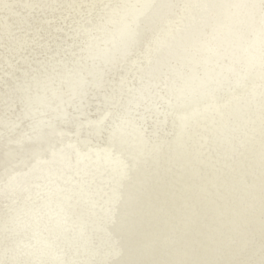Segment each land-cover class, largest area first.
<instances>
[{
	"label": "rangeland",
	"instance_id": "374dc122",
	"mask_svg": "<svg viewBox=\"0 0 264 264\" xmlns=\"http://www.w3.org/2000/svg\"><path fill=\"white\" fill-rule=\"evenodd\" d=\"M7 1L0 264H264V0Z\"/></svg>",
	"mask_w": 264,
	"mask_h": 264
},
{
	"label": "bare ground",
	"instance_id": "6f19581e",
	"mask_svg": "<svg viewBox=\"0 0 264 264\" xmlns=\"http://www.w3.org/2000/svg\"><path fill=\"white\" fill-rule=\"evenodd\" d=\"M147 1V0H146ZM146 1H144V2H146ZM151 1V0H150ZM153 1V0H152ZM156 0H154L153 2H155ZM148 2H149V0H148ZM6 3H12V0H9V1H7ZM147 3V2H146ZM151 3L152 2H150V5H151ZM148 4V3H147ZM147 4H145V6H147ZM142 5H144V3L143 4H141V7H142ZM149 5V6H150ZM149 6H147V8L145 7V9H148L149 8ZM151 7V6H150ZM153 8V7H152ZM151 8V9H152ZM137 9V8H136ZM139 9H142V8H139L138 7V11H140ZM150 9V10H151ZM155 9V8H154ZM134 11L135 12H138V11H136L135 10V8H134ZM142 11V10H141ZM153 12H154V10H152ZM142 12H144V11H142ZM146 12V11H145ZM137 14V13H136ZM140 14V12L138 13V15ZM142 14V13H141ZM145 14V13H144ZM147 14V13H146ZM148 15V14H147ZM137 16V15H136ZM137 17H140V16H137ZM136 17V18H137ZM142 18H143V16L141 15V17L139 18L140 20H142ZM138 19V18H137ZM145 20H147V18H146V16H145V19H144V21ZM182 39V38H181ZM8 43V42H7ZM13 43V42H12ZM12 45V44H11ZM14 46H15V44H14ZM125 58V57H124ZM124 61V60H123ZM35 67H37V66H35ZM12 77V76H11ZM11 79V78H10ZM81 83V82H80ZM13 95V94H12ZM37 97V96H36ZM23 101V100H22ZM24 102V101H23ZM26 102V101H25ZM24 102V103H25ZM7 103V102H6ZM10 104V103H9ZM8 105V104H7ZM29 109V108H28ZM9 111V110H8ZM155 128V127H154ZM245 130V129H244ZM247 130H248V128H247ZM241 131V130H240ZM12 132V131H11ZM239 134H241V133H239ZM237 135V134H236ZM242 136V135H241ZM238 138V137H237ZM240 138V137H239ZM164 141V140H163ZM167 143V142H166ZM20 143H18V145H19ZM24 146V145H23ZM118 146V145H117ZM156 146V145H155ZM121 147V146H120ZM122 149V148H121ZM158 150H159V148H158ZM133 158V157H132ZM45 165V164H44ZM43 166V165H42ZM31 168V167H30ZM226 172V171H225ZM24 173V172H23ZM221 173H222V171H221ZM12 174H14V173H12ZM21 174V173H20ZM29 174V173H28ZM11 175V174H10ZM29 176H30V174H29ZM41 176V175H40ZM45 176V175H44ZM12 177V176H11ZM19 177V176H18ZM13 178V177H12ZM11 178V179H12ZM26 178V177H25ZM30 178V177H29ZM186 178V177H185ZM10 179V178H9ZM18 179V178H17ZM227 179V178H226ZM221 181V179H220V177L219 176H217L216 174H215V172L214 173H211L210 175H208L207 177H206V183H208L210 186H215L216 188L218 187V185L220 184L219 182ZM118 182V181H117ZM186 182V181H185ZM20 183H21V181H20ZM23 183V182H22ZM138 183V182H137ZM186 183H188V182H186ZM5 184V183H4ZM182 184H184V181H183V183ZM190 184V183H189ZM188 184V185H189ZM132 185V184H131ZM169 185V184H168ZM187 185V184H186ZM188 185L186 186V188L188 187ZM10 186V185H9ZM9 186H8V188H9ZM16 186H17V184H16ZM13 187V186H12ZM20 187V186H19ZM24 187V186H23ZM184 188H185V186H183ZM225 187V186H224ZM234 187L235 186H232V187H230L227 183H226V187L225 188H227L226 190L230 193V196L232 197L231 199L232 200H230V202L229 203H232V208H233V210L231 211L233 214H235V216L233 217V218H231V219H228V225H229V227H228V229L227 230H230V225H232V224H234V222L235 221H238L239 219H240V213H241V208H242V205H241V201L240 200H243V199H238V198H236L234 195H232L231 193H232V189H234ZM11 188V187H10ZM97 188V187H96ZM115 188V187H114ZM129 188V187H128ZM16 189V188H15ZM126 189V188H125ZM133 189V188H132ZM183 190V189H182ZM12 191V190H11ZM29 191V190H28ZM86 191V190H85ZM97 192V191H96ZM7 193V192H6ZM10 193V192H9ZM13 193V192H12ZM19 193V192H18ZM86 193V192H85ZM117 193V192H116ZM94 194V193H93ZM113 194V193H112ZM146 194V193H145ZM179 194V193H178ZM177 194V195H178ZM181 194V193H180ZM219 194V193H218ZM213 195L212 196V202L214 203V205L215 206H217V208L219 209V207H221V205H220V203L221 202H223V200H224V196L225 195H222L221 196V198H220V196L219 195ZM11 195V194H10ZM41 195V194H40ZM85 195V194H84ZM87 195V194H86ZM111 195V194H110ZM116 195V194H115ZM130 195V194H129ZM6 196V195H5ZM35 195H24V197H23V199H21L22 201H24V200H26V198H28V197H30L31 199H33V197H34ZM72 196V195H71ZM128 196V195H127ZM126 196V197H127ZM131 196V195H130ZM144 196V195H143ZM188 196V195H187ZM239 196H240V194H239ZM10 197V196H9ZM30 198H28V200L30 199ZM95 198V197H94ZM117 198V197H116ZM12 199V198H11ZM123 199V198H122ZM169 199V198H168ZM178 199V198H177ZM14 200V199H13ZM13 200H11V201H13ZM21 200L19 201V203H18V206H20V205H23V204H26L28 201L26 200V201H24V202H21ZM46 200V199H45ZM110 200V199H109ZM127 200V199H126ZM181 200V199H180ZM43 201V200H42ZM41 201V202H42ZM140 201V200H139ZM1 202V201H0ZM5 202V201H4ZM21 203V204H20ZM51 203H52V201H51ZM20 204V205H19ZM41 204V203H40ZM43 205H44V201H43V203H42ZM129 204V203H128ZM147 204V203H146ZM188 204V203H187ZM230 205V204H229ZM1 206H2V204H1ZM17 206V207H18ZM28 206V203H27V205H26V208H29V209H31L32 207H35L34 206V202H30V206L29 207H27ZM115 206V205H114ZM192 206V205H191ZM21 207V206H20ZM39 207H40V205H39ZM72 207V206H71ZM105 207V206H104ZM119 207V206H118ZM144 207V206H143ZM189 207V206H188ZM22 208V207H21ZM38 207H36V209H37ZM89 208V207H88ZM130 208H131V206H130ZM140 208V207H139ZM18 209V208H17ZM35 209V208H34ZM33 209V210H34ZM69 209V208H68ZM94 209V208H93ZM106 209V208H105ZM189 210H190V208H188ZM194 209V208H193ZM62 210V209H61ZM66 210V209H65ZM81 210V209H80ZM92 210V209H91ZM131 210V209H130ZM223 210V209H222ZM1 211V210H0ZM4 211V210H3ZM2 211V212H3ZM71 212H72V210H70ZM96 211V210H95ZM104 211V210H103ZM127 211V210H126ZM138 211V210H137ZM167 211V210H166ZM113 211H111V213H112ZM120 212V211H119ZM186 212H188V211H186ZM62 213V212H61ZM81 213V212H80ZM102 213V212H101ZM141 213V212H140ZM166 213V212H165ZM28 214V213H27ZM33 214V213H32ZM104 214V213H103ZM122 214H123V212H122ZM66 215V214H65ZM64 215V216H65ZM81 215H83V214H81ZM95 215V214H94ZM100 215V214H99ZM193 215V214H192ZM113 216V215H112ZM116 216V215H115ZM76 217H78V216H76ZM80 217V216H79ZM82 217V216H81ZM85 217V216H84ZM87 217V216H86ZM172 217H174V215L172 216ZM178 217V216H177ZM50 218V217H49ZM138 218V217H137ZM87 219V218H86ZM106 219V218H105ZM110 219H111V216H110ZM109 219V220H110ZM115 219V218H114ZM126 219V218H125ZM130 219V218H129ZM89 220V219H88ZM131 220V219H130ZM23 221V220H22ZM73 221V220H72ZM77 221V220H76ZM80 221L82 222L83 220H81V218H80ZM96 221V220H95ZM113 221V220H112ZM123 221V220H122ZM170 221V220H169ZM183 221V220H182ZM0 222H1V220H0ZM78 222V221H77ZM106 222V221H105ZM116 222V221H115ZM115 222H112V223H115ZM167 222H168V220H167ZM45 223V222H44ZM43 223V224H44ZM84 223V222H83ZM87 223V222H86ZM108 223V222H107ZM172 223V222H171ZM175 223V222H174ZM187 223V222H186ZM191 223V222H190ZM42 224V223H41ZM70 224V223H69ZM80 224V223H79ZM78 224V225H79ZM89 224V223H88ZM92 224V223H91ZM94 224V223H93ZM101 224V223H100ZM104 224V223H103ZM106 224V223H105ZM125 224V223H124ZM139 224V223H138ZM181 224V223H180ZM179 224V225H180ZM45 225H46V223H45ZM58 225V224H57ZM73 225V224H72ZM111 225V224H110ZM115 225H117V224H115ZM179 225H177V226H179ZM182 225V224H181ZM51 226V225H50ZM63 226V225H62ZM67 226V225H66ZM104 226V225H103ZM124 227H126L127 228V226H125V225H123ZM137 226H139V225H137ZM184 226H185V224H184ZM191 226V225H190ZM1 227V226H0ZM58 227V226H57ZM64 227H65V225H64ZM80 227V226H79ZM84 227V226H83ZM87 227V226H86ZM115 227V226H114ZM118 227V226H117ZM187 227V226H186ZM192 227V226H191ZM42 228H43V226H42ZM62 229H64L63 227H61ZM67 228V227H66ZM70 228V227H69ZM77 228V227H76ZM120 228V227H119ZM122 228V227H121ZM177 228V227H176ZM175 228V229H176ZM36 229V228H35ZM51 229V228H50ZM56 229V228H55ZM78 229V228H77ZM103 229V228H102ZM108 229V228H107ZM110 229H111V227H110ZM123 229V228H122ZM169 229V228H168ZM174 229V230H175ZM178 229V228H177ZM19 230V229H18ZM23 229H21V231H22ZM26 230V229H25ZM32 230H33V228H32ZM57 230H59V229H57ZM66 230V229H65ZM70 230V229H69ZM87 230V229H86ZM109 230V229H108ZM118 230V229H117ZM124 230V229H123ZM182 230V229H181ZM188 230V229H187ZM187 230H184V231H187ZM226 230V231H227ZM231 230H233L234 232L235 231H238V230H236V228H235V226L233 225V228H231ZM62 231V230H61ZM84 231V230H83ZM97 231V230H96ZM165 231V230H164ZM169 231V230H168ZM167 231V232H168ZM28 232V231H27ZM35 232V231H34ZM40 232V231H39ZM63 232V231H62ZM69 232V231H68ZM78 232V231H77ZM88 232V231H87ZM95 232V231H94ZM117 232V231H116ZM124 232H126V231H124ZM175 232V231H174ZM179 232V231H178ZM3 233H7V232H5L4 230H3ZM9 233V232H8ZM12 233H14V232H12ZM23 233H24V235L26 234L25 232H22V235H23ZM105 233V232H104ZM103 233V234H104ZM135 233V232H134ZM180 233V232H179ZM39 234V233H38ZM59 234V233H58ZM61 234V233H60ZM64 234V233H63ZM89 234V233H88ZM94 234V233H93ZM121 234V233H120ZM123 234H125V233H123ZM143 234H144V231H143ZM165 234V233H164ZM181 234V233H180ZM188 234V233H187ZM37 235V234H36ZM57 235V234H56ZM55 235V236H56ZM62 235V234H61ZM86 235V234H85ZM100 235H101V231H100ZM137 235H138V233H137ZM182 235V234H181ZM0 236H1V234H0ZM30 236V235H29ZM33 236V235H32ZM39 236V235H38ZM71 236V235H70ZM73 236V235H72ZM80 236H81V234H80ZM89 236V235H88ZM98 236V235H97ZM126 236V235H125ZM161 236V235H160ZM179 236V235H178ZM177 236V237H178ZM191 236V235H190ZM36 237V236H35ZM68 237V236H67ZM76 237V236H75ZM94 237V236H93ZM123 237V236H122ZM165 237V236H164ZM187 237H188V235H187ZM3 238V237H2ZM28 238V237H27ZM37 238H39V237H37ZM86 238V237H85ZM101 238V237H100ZM131 238V237H130ZM140 238V237H139ZM142 238V237H141ZM144 238V237H143ZM180 238V237H179ZM31 239V238H30ZM190 239V238H189ZM1 240V239H0ZM33 240V239H32ZM38 240V239H37ZM78 240V239H77ZM81 240V239H80ZM82 240H83V237H82ZM97 240V239H96ZM115 240V239H114ZM128 240V239H127ZM135 240V239H134ZM163 240V239H162ZM2 241V240H1ZM4 241H6V240H4ZM124 241V240H123ZM129 241V240H128ZM131 241V240H130ZM3 242V241H2ZM36 242V241H35ZM97 242V241H96ZM100 242V241H99ZM112 242V241H111ZM116 242H117V240H116ZM138 242V241H137ZM141 242V241H140ZM140 242H138V243H140ZM36 243H38V242H36ZM73 243V242H72ZM80 243V242H79ZM87 243V242H86ZM90 243V242H89ZM103 243V242H102ZM121 243V242H120ZM127 243V242H126ZM165 243H166V241H165ZM190 243V242H189ZM74 244V243H73ZM96 244V243H95ZM137 244V243H136ZM163 243H161V245H162ZM54 245H56L57 246V244H54ZM72 245V244H71ZM85 245V244H84ZM92 245V244H91ZM100 245V244H99ZM102 245V244H101ZM135 245V244H134ZM160 245V246H161ZM187 245V244H186ZM185 245V246H186ZM43 246V245H42ZM73 246V245H72ZM119 246V245H118ZM127 246V245H126ZM138 246V245H137ZM168 246V245H167ZM96 247V246H95ZM113 247V246H112ZM125 247V246H124ZM59 248V247H58ZM62 248V247H61ZM100 248V247H99ZM114 248V247H113ZM130 248V247H129ZM140 248V247H139ZM168 248V247H167ZM93 249V248H92ZM96 249H97V247H96ZM101 249H103V248H101ZM123 249V248H122ZM127 249V248H126ZM125 249V250H126ZM132 249V248H131ZM184 249V248H183ZM60 250V249H59ZM111 250V249H110ZM113 250V249H112ZM118 251V250H117ZM184 251V250H183ZM192 251V249L190 250V252ZM248 252H249V250H247ZM113 252V251H112ZM131 252V251H130ZM118 253V252H117ZM132 253V252H131ZM166 253V252H165ZM179 253V252H178ZM252 253V257H253V259L252 258H250L249 257V255H248V258L245 260V261H253V264H255V263H257L258 261H260L259 259L261 258H263L262 256H260V254H257L255 251H252L251 252ZM69 254V253H68ZM71 254V253H70ZM176 254V253H175ZM183 254V253H182ZM238 254V253H237ZM72 255V254H71ZM100 256L101 255H103V254H99ZM118 255V254H117ZM116 255V256H117ZM120 255V254H119ZM244 255H246V253L244 254ZM244 255H240L241 257H243ZM258 255H259V259H258ZM67 256H69V255H67ZM110 256V255H109ZM186 256V255H185ZM235 256H236V254H235ZM85 257V256H84ZM102 257V256H101ZM64 258V257H63ZM118 258V257H117ZM198 258V257H197ZM113 259V258H112ZM120 259V258H119ZM64 260V259H63ZM66 260V259H65ZM177 260V259H176ZM180 260V259H179ZM113 261V260H112ZM120 261V260H119ZM119 261H118V263H119ZM96 262V261H95ZM94 262V263H95ZM180 263V262H179ZM75 264V263H74ZM114 264V263H113ZM184 264V263H183ZM194 264V263H193Z\"/></svg>",
	"mask_w": 264,
	"mask_h": 264
}]
</instances>
